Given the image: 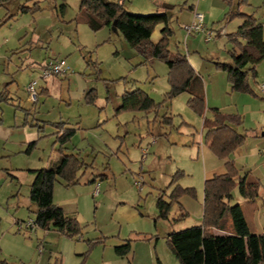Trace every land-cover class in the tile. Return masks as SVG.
<instances>
[{"label":"rangeland","instance_id":"rangeland-1","mask_svg":"<svg viewBox=\"0 0 264 264\" xmlns=\"http://www.w3.org/2000/svg\"><path fill=\"white\" fill-rule=\"evenodd\" d=\"M129 4L144 6L139 7L144 12H134L137 9L133 7L131 13H153L157 9L155 0ZM168 4L174 6L175 13L169 23L173 30L169 49L187 55L189 60L192 57L196 63L205 90L203 116L189 107L187 92L166 101L159 116L155 111L117 112L125 91L137 88L149 92L156 102H163L170 88L168 66L159 59L141 64L143 57L122 34L108 27L95 32L78 20L81 0H0V93L10 97L9 102L0 104L1 260L9 264H180L167 237L202 221L198 213L204 200L205 163L210 167L221 161L202 141L203 119L213 118L216 106L222 107L223 113L242 117L237 129L248 137L234 154V161L240 173H252L261 182L255 201H245L236 188L231 203L241 204L252 233L264 231V154L259 152L264 146V61L257 67V75L249 77L254 93L233 92L227 73L219 67V63H233L235 44L229 35L241 22L239 17L230 20L227 15L240 10L264 20V0H170ZM192 5L206 16L211 40L206 41V33L187 36L184 26L193 18ZM159 26L162 28L156 26L154 37ZM56 59L67 61L68 73L46 82L42 66ZM33 80H39L36 102L27 90ZM91 90L96 94L94 103L86 98ZM166 113L172 117L171 124L162 122ZM25 119L31 131L41 134L31 153H26L28 144L20 148V144L5 141L9 126ZM66 120L78 127L66 152L77 151L87 165L78 174L80 184L66 187L61 178L56 181L54 202L77 215L84 240L80 239L82 235L71 239L57 232L46 236L41 229H25L36 216L30 210L35 207L30 199L35 179L31 169L53 164L60 144L53 137L57 128L52 123ZM254 133L260 136L252 137ZM148 154L152 162H145ZM177 172H182L179 184L197 192L196 197L184 194L179 198L189 215L176 220L181 211L180 204L174 202L169 219H158L157 197L165 192V199L170 201L174 189L170 183ZM97 185L100 193L95 196ZM121 202L138 209L147 221L133 220L130 215L124 221L116 216L115 208ZM147 222L153 235L145 233ZM122 227L124 235L132 233V250L126 257L114 250L121 243L118 234ZM91 239L103 242L95 245L84 260L89 243L95 241Z\"/></svg>","mask_w":264,"mask_h":264},{"label":"trees","instance_id":"trees-1","mask_svg":"<svg viewBox=\"0 0 264 264\" xmlns=\"http://www.w3.org/2000/svg\"><path fill=\"white\" fill-rule=\"evenodd\" d=\"M172 10L173 5L163 3L158 11L153 13H131L123 0H81L78 20L86 22L95 32L107 27L112 28L116 22L118 33L143 57L141 64L159 59L168 66L167 79L170 89L163 102H156L145 90L137 88L123 95L119 111L158 112L166 101L187 92L190 94L189 107L199 115H204L206 101L201 77L187 55L169 49L170 37L173 34L169 25ZM227 17L230 20L239 17L242 22L238 29L229 35V40L235 44L231 52L233 63H219V67L227 73L233 92L254 93L249 77L251 74L257 75V67L264 61V23L253 14L240 10L231 11ZM158 25L164 26L162 39L154 43L151 37ZM86 98L89 103H94L95 92L91 90ZM8 100V96L0 93V104ZM162 122L171 124V118L164 116ZM242 123L240 115L223 113L218 109H214L213 118L203 119L205 142L212 152L225 162L226 173L205 181L201 223L169 233L167 244L180 264H264V232L252 233L241 204L231 203L236 188L244 199L251 202L258 198L261 188V182L250 183L246 176L240 175L233 159V155L247 140V135L237 129ZM66 124L54 123L59 131H63L57 138L61 152L59 160L49 167L31 170L35 179L30 186V199L35 207L30 210L36 215L33 230H57L75 239L83 235V227L77 215L66 212L54 202L56 181L61 178L66 187L80 184L82 178L78 174L86 165L79 155L64 153L65 145L76 131L74 128H66ZM36 144L37 141L31 142L26 153H31ZM181 174L182 172H177L172 178L170 187L174 186V189L170 194V201L165 200V192L158 195V219H169L174 202L180 204L181 211L176 220L188 217L189 214L184 212L185 208L179 198L184 194L196 197L197 192L193 187L184 188L179 184ZM215 230L225 234H216ZM102 242V239L91 241L84 260L94 246ZM131 247V240H126L125 243L115 246V252L119 256H126ZM0 264L9 263L0 259Z\"/></svg>","mask_w":264,"mask_h":264},{"label":"crops","instance_id":"crops-1","mask_svg":"<svg viewBox=\"0 0 264 264\" xmlns=\"http://www.w3.org/2000/svg\"><path fill=\"white\" fill-rule=\"evenodd\" d=\"M113 1H118V0H113ZM135 1H137V0H123V2H124V5H125V7L128 9V11H132V8L134 7V6H127V4L128 3H130L129 5H132ZM170 0H155V4L157 5V9H155L156 11H158V9H159V6L161 5V4H163V3H167L168 4V2H169ZM176 1V0H175ZM193 6V9H191V6H190V10H191V12H192V16H193V12L195 11V10H198V6H195V5H192ZM139 7H144V6H138V8L137 7H134V9H137V11H134V12H144L141 8H139ZM27 9V8H26ZM156 11H154V12H156ZM199 11V10H198ZM146 12V11H145ZM245 13H247V14H253L256 18H258L261 22H263L264 23V20H262V19H260L259 17H257L256 15H255V13H253V12H245ZM142 14H149V13H142ZM174 14L175 13H173V11H172V13H171V15H172V17L174 16ZM193 19V18H192ZM205 20H206V16H205ZM192 21V20H191ZM241 22H242V20H241ZM241 22L239 23V25L241 24ZM186 25V24H185ZM163 25H162V28L159 26V30H156V31H158L157 32V36L156 37H154V33L152 34V37H151V39H152V41L154 42V43H158L161 39H162V29H163ZM239 27V26H238ZM111 31H114L112 28H111ZM155 32V31H154ZM188 36V35H187ZM190 63L192 64V66L194 67V69L196 68H198L197 67V65H196V63L193 61V58L192 57H190ZM192 61V62H191ZM49 61H47L46 62V64L48 63ZM142 63V62H141ZM46 64L45 65H43L42 66V68H44L45 66H46ZM42 65V64H41ZM196 72H197V70H196ZM198 73V75L200 76V73L199 72H197ZM201 77V76H200ZM202 78V77H201ZM222 78H223V76H222ZM212 79V78H211ZM49 79H47L46 80V82L48 81ZM213 88L215 89V85L213 84ZM44 89V91H48V89L45 87V88H43ZM142 89V88H141ZM170 89V88H169ZM144 90V89H143ZM169 91V90H168ZM167 91V92H168ZM126 92H128V91H125V93ZM131 92V91H130ZM147 92V91H146ZM124 93V94H125ZM150 96H151V94L149 93V92H147ZM5 94V93H4ZM123 94V95H124ZM6 96H8L7 94H5ZM123 95H122V97H123ZM152 97V96H151ZM8 98H9V100H10V97L8 96ZM153 98V97H152ZM209 98V97H208ZM154 99V98H153ZM9 100H8V102H9ZM155 100V99H154ZM156 101V100H155ZM171 101H173V100H171ZM159 103V102H158ZM122 104V103H121ZM217 104V103H216ZM121 106V105H120ZM120 106L117 108V112H120L118 109L120 108ZM216 109H218V110H220L221 111V109H222V107H215ZM156 113V115L157 116H159L158 114H159V111L158 112H155ZM166 116L167 117H170V118H172L171 116H168V114L166 113ZM164 117V116H163ZM157 119V118H156ZM28 119H25V121H23L22 123H16L15 125H10L9 127H10V130H9V132L5 135V141L8 143V144H10V143H13V144H20V148H23L24 146H26L27 144L29 145L31 142H35V141H38L39 140V138H40V132H36V131H31L30 129H29V126H28ZM62 122H65V123H67L65 126H66V128H74V129H76V131L78 130V127H72L71 125H72V123L70 122V120H66V121H62ZM62 122H53L52 124L54 125V123H62ZM2 123H3V118H1V121H0V125H2ZM31 126H35V124H30ZM54 127H55V125H54ZM81 127V126H80ZM56 128V127H55ZM76 131H75V133H76ZM59 132V133H58ZM62 133H63V131H59L58 129L57 130H55L52 134H54V136L53 137H55L56 138V141L55 142H57V138L60 136V135H62ZM241 133V132H240ZM51 134V135H52ZM202 135H203V142L205 143V145L206 146H204V147H206V148H209L210 149V147L206 144V142H205V131L203 130V133H202ZM247 135V134H246ZM251 136L252 137H258V136H260V134H257V133H254V134H251ZM262 136V135H261ZM264 136V135H263ZM248 137V136H247ZM202 144V143H201ZM264 144V143H263ZM66 146V149L64 150V153H66V154H75V155H78L79 153L77 152V151H69V152H66V150H67V146H68V144H66L65 145ZM255 146H256V144H255ZM204 147L202 146V150H204V153L207 151L206 149H204ZM141 148V147H140ZM260 148V147H259ZM264 149V146H263V148L262 149H259V152H260V154L261 155H263L262 153H261V151ZM211 150V149H210ZM241 150V149H240ZM239 149H238V151H240ZM212 151V150H211ZM150 152H151V150H150ZM78 153V154H77ZM144 153V152H143ZM145 154V153H144ZM60 156H61V152H59V155L57 154L56 155V157L52 160V162L53 163H55V162H57L58 160H59V158H60ZM79 157H80V159L82 160V161H84L83 160V158L80 156V154H79ZM205 157H207L206 156V154H205ZM204 157V158H205ZM233 159H235L234 158V155H233ZM144 161V160H143ZM147 161H150V162H152L153 161V158H152V156H149V154H148V158H146L145 159V162H147ZM85 163V162H84ZM86 164V163H85ZM87 165V164H86ZM205 174H204V176H205V181L206 180H208V179H211V178H213L214 176H216V175H221V174H224V173H226V166H225V162L223 161V160H221L219 163H213V165L212 166H210V167H208V165L205 163ZM44 168H46V167H44ZM41 169V168H40ZM31 170H36V169H31ZM85 172V171H84ZM240 175L241 176H246V178H247V181L248 182H250V183H256V182H260V179L258 178V177H256V176H254L252 173H246L245 175H243L242 173H240ZM103 176H107L106 174H104ZM102 176V177H103ZM96 179L94 178L93 179V181H95ZM96 182V181H95ZM166 200V199H165ZM166 201H169V200H166ZM245 201H247L248 202V200H246L245 199ZM240 204V203H239ZM156 207H157V202H156ZM243 208V207H242ZM158 209V208H157ZM244 210V209H243ZM70 212H72V211H70ZM69 212V213H70ZM77 213H78V211H76ZM72 213H74V212H72ZM133 213V214H132ZM244 213H245V215H246V218H247V213L245 212V210H244ZM115 215L116 216H118L119 218H121L122 220H124L125 221V219H129L128 218V216L130 215V217H132L133 218V220H137V219H140L141 220V218H143V221L144 222H146L147 220V218H145L144 217V215H143V213L142 212H140L138 209H136L135 207H133V206H130L128 203H126V202H121L116 208H115ZM198 216L202 219V217H203V204H202V206H199V213H198ZM21 220H19L18 219V221L17 222H20ZM23 221V220H22ZM130 221V220H129ZM247 221H248V219H247ZM148 223V230L147 231H145V233H147L148 235H153L154 234V231H153V229L151 228V224H149L150 222H147ZM249 224V223H248ZM145 229V228H144ZM38 230H40V229H31L30 231L32 232V231H38ZM44 231V230H43ZM52 232H57V233H59V235H61V236H64L65 234H63V233H61V232H59V231H57V230H49V231H44V233L46 234V236H50V235H53L52 234ZM264 232V231H263ZM215 233L216 234H225L224 232H222V231H219V230H215ZM131 234L132 233H130V235H127V233L124 235L123 234V227L120 229V231H119V234H118V238L121 240V243L120 244H123V243H125V241L126 240H131V246H132V238H131ZM144 234V233H143ZM114 236V235H113ZM65 237H66V235H65ZM125 237V238H124ZM80 239H82V240H84L85 239V236H81L80 237ZM146 239V238H145ZM150 239H152V238H150ZM91 240H95V239H91ZM119 240V241H120ZM118 241V242H119ZM149 243L151 244L152 243V240H150L149 241ZM120 244H118V245H120ZM157 245H158V243H156ZM118 245H115V246H118ZM114 250H115V247H114ZM131 250H132V247H131ZM116 253V252H115ZM81 254H83L84 255V253H81ZM80 254V255H81ZM129 255V254H128ZM119 256V255H118ZM127 256V255H126ZM126 256H121V257H126Z\"/></svg>","mask_w":264,"mask_h":264},{"label":"built area","instance_id":"built-area-1","mask_svg":"<svg viewBox=\"0 0 264 264\" xmlns=\"http://www.w3.org/2000/svg\"><path fill=\"white\" fill-rule=\"evenodd\" d=\"M187 35L190 34H199V33H206L207 38L206 41L212 39V32L207 33V29L205 27V16L198 10L193 12V19L189 24L184 26ZM69 66L65 59H56L49 61L46 66L43 68V75L42 78L47 80L53 76H65L68 73ZM39 84V80H33L27 86V90L29 92L30 98L32 101L36 102L38 100V91L37 86ZM262 90L264 91V84L262 85ZM264 154V149L261 151ZM100 193V186L97 185L94 190V195L97 196ZM21 223L20 230H23ZM34 228V221L30 220L26 223L25 229L31 230Z\"/></svg>","mask_w":264,"mask_h":264},{"label":"water","instance_id":"water-1","mask_svg":"<svg viewBox=\"0 0 264 264\" xmlns=\"http://www.w3.org/2000/svg\"><path fill=\"white\" fill-rule=\"evenodd\" d=\"M112 29L115 31V32H118V29L116 28V22L113 23L112 25ZM264 135V134H263Z\"/></svg>","mask_w":264,"mask_h":264}]
</instances>
